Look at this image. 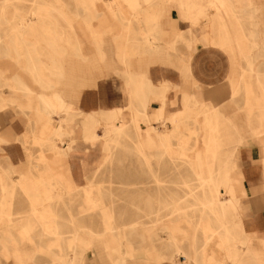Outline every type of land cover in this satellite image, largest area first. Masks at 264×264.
<instances>
[{
	"label": "rangeland",
	"instance_id": "1",
	"mask_svg": "<svg viewBox=\"0 0 264 264\" xmlns=\"http://www.w3.org/2000/svg\"><path fill=\"white\" fill-rule=\"evenodd\" d=\"M81 1L11 0L10 3L2 7L4 0H0V10H3L5 15L9 17L13 13H29L38 7L36 3H57L53 7L57 9L58 14H63L68 20H71L72 33L65 21L55 17L58 20H49L43 23L42 29L53 30L56 33V36L49 37L50 42H37L38 39L33 37L23 38L24 42L33 45L39 44L42 47L49 44L56 48L67 49L71 46H80L81 58H73L70 55L71 53H69L70 51L62 55V58L59 57V62L64 69L63 73L66 72L64 74L67 75L65 80L67 82L69 80L70 84L72 79L80 78V76L74 78V72L88 74L93 71L98 74L97 79L104 78L108 73L120 77L121 71L118 68H121V66L115 59L114 44L116 42L112 39V32L102 33V36L97 38L90 36L82 19L83 14L87 13V10H84V7L81 6ZM205 1L207 2L208 0H202V8H205V11L197 20L183 15L175 7L170 8L177 20L175 22L176 27L180 28L187 25L189 30L186 33H182L183 39L174 44L173 49L166 50V53L169 56L171 51L179 56L183 51L188 53L191 49V44H200L218 50L228 58L229 73L225 79L223 92L215 93L217 96L216 100L212 101L208 98L209 96L206 94L208 91L200 90L193 86L194 90L200 93V97L198 96L200 99L197 100L199 106L197 107L199 109L218 111L221 119L226 122L218 132L221 137L219 140L223 143L217 146L216 155L213 157L209 152H206L205 140L199 139L205 134V131L203 125H197L195 122L207 117L209 115L207 111L199 113L195 116L197 118L192 116L191 119L187 120V124L182 125L184 134L181 135H185V137L189 135L188 129L193 126L198 130L197 139L193 135H191L190 139L188 138L187 147L184 151L185 156L175 155L177 150L175 146L176 137L169 141V148L164 151L160 149L161 147L157 140H155L156 146L151 149L146 146L143 147L144 145L142 147L137 145L135 133L132 129H127V132L117 139L118 144L114 145L110 142L111 136L108 129H106L108 134L106 133L107 135L102 138L105 143V151L103 152L101 163L98 165L94 182L91 183L94 187L90 191L94 200L99 195L101 204L111 210V214L107 217L114 226H117L118 231H122L123 235L127 236L129 233L128 227H133V232L127 237L133 249L132 255L126 257L124 261L134 257L137 251L144 252L145 257L151 261L153 253L158 256L159 253L170 252L171 258L179 255L187 257L189 255L187 250L200 248L202 245H205V248L206 246L215 245V242L205 235L206 231L204 233L203 229L195 228L199 213L186 212L184 214H176L174 211L175 201L178 199L180 201L183 199L187 202L191 201L192 199L184 196L185 193L190 189L197 190L196 188H186L184 186H192L198 183V180L195 179L196 168L192 163L195 152L200 154L203 163H214L213 168L218 169L219 173L217 183H224L220 181H223L224 176L229 173H238V167L229 165L234 149L240 153L244 148L253 147L258 150L259 157L262 155L260 146L256 144V140L247 129L248 126L256 127L258 122L251 120L249 124L246 123V115L244 113V94L246 90L240 80L243 78L247 82L250 81L249 87L257 94L258 86L254 82L255 76L259 77L264 84V0H221L224 3V8L218 10L217 16L208 10L206 11L205 5L207 3ZM106 2L107 0L94 1V6L89 10V12L95 14V17L90 19V27L92 30L109 29V31L116 32L120 30L119 19H113L108 14ZM120 8L124 14H128L129 8L126 4L122 3ZM44 11L52 12L49 7ZM123 25L126 24L124 23ZM13 27V22H0L1 43L8 41L5 35H9V31ZM159 27L164 36L158 43L163 46L170 39L167 30L173 26L168 24L166 17H162ZM147 28L143 21L130 23V30L133 36L128 39V44L138 46L139 49L135 54L127 56V60L131 59L139 64L147 61L152 62L155 53L156 57H162L160 60L161 65H168V62L163 59L165 54L162 48L158 50L160 53L158 51L153 53L152 51L143 50V33L148 30ZM194 34L201 35V37L199 36L195 40L191 36ZM1 43L0 97L7 99L14 95L16 88L20 87L18 81L23 84L25 82L26 85H29L35 91L43 88L32 80L33 75L31 73L21 67L22 59H17L13 52L10 55L3 52ZM18 43L23 44L21 40H18ZM124 45H127V43H124ZM97 47L101 49L103 55L104 53L106 54L102 61H95L93 53ZM47 56V53H43L41 60L46 63L49 62ZM57 56L59 55L57 54ZM44 76L54 80V82L55 77L65 78L52 74H44ZM233 80L237 82L235 85L232 83ZM63 84L69 85L68 83ZM233 85L236 87L234 95H232ZM192 101L193 99L188 102ZM13 106L14 104L6 103L0 109V133L5 132V130L9 131L12 126ZM261 124H264V121ZM152 127L162 132L170 130L172 125L168 117H166L162 123L155 124ZM122 128V130H126L125 126ZM149 136L152 137L151 134L148 135L145 131L141 132V141L145 144ZM262 138L264 139V135H262ZM143 139L145 140L143 141ZM4 147L5 142L0 141V184L8 181L10 175ZM205 169L204 164L201 167L203 174H206L207 170ZM4 171L8 172V180L4 176L6 174ZM10 172L12 180V169ZM7 191L8 189L0 188V241L7 240L5 246L9 252V257L4 258L0 255V264H61L60 261L55 260L54 255L63 256L66 263L84 264L87 256L96 257L103 264L113 263V258L107 255L104 246L96 242V234L93 236L95 232L102 234L104 231L103 214L96 209L90 208L92 203L84 195L83 188H68L66 189V191H69L68 194L61 198L52 199L50 203L51 211L44 221L52 220L54 222L55 230L59 232V235L55 237L45 236L46 230L38 226L35 227L34 224L30 226L33 227L31 230L25 229L30 220H36V217L34 218L29 213L30 203L28 198L17 187L10 196H8ZM221 192L223 194L222 198L228 197V194H225L223 189H221ZM172 211L173 213H171ZM238 213H240V210L229 214L227 216V224L230 228L229 237L232 238L235 245H241L243 249L256 243V241L247 236H242L239 232ZM172 221L179 223L182 228H186L181 229L182 231L178 235L181 238L179 241H176L175 238L174 240L168 239L164 224L167 225ZM8 224H10L9 227L7 226ZM149 229H151L153 236H150ZM25 232L31 234L35 241L34 245L18 241L17 238L21 237L19 234ZM74 233L76 236H74ZM239 234L240 237L238 238ZM51 238H57V243L54 246H49L48 244ZM72 238L74 243L69 246L68 241ZM12 239H17L18 242H14ZM168 244L173 245L176 251ZM232 244L230 243L229 245L231 246ZM16 253L22 256L30 254L34 257L17 261L12 256ZM259 264H264V262Z\"/></svg>",
	"mask_w": 264,
	"mask_h": 264
},
{
	"label": "crops",
	"instance_id": "2",
	"mask_svg": "<svg viewBox=\"0 0 264 264\" xmlns=\"http://www.w3.org/2000/svg\"><path fill=\"white\" fill-rule=\"evenodd\" d=\"M201 4V0H168L164 5L154 2L141 13L139 22L143 21L148 27L143 33V50L154 53L162 48L165 54L163 59L168 65H161L162 57H156L155 53L152 62L139 64L131 59L127 60V56L135 54L139 49L138 46L128 44V39L133 36L130 30L125 41L121 40L122 38L118 39L119 44L125 48V52H122L124 63L118 68L121 71L120 77L108 73L104 78L97 79L98 74L93 71L88 74L74 72L73 77L80 76V78L72 79L70 84L69 80L68 82L65 80L67 75L64 72L60 75L65 77L64 79L51 88L44 87L38 91L24 82V85L32 90L29 100L16 88L12 95L14 106L10 132L5 130L0 133L1 141L5 142L4 153L10 175L12 169V180L9 175L7 181L9 189H12V183L22 181L31 182L41 188H49L48 183L55 182L61 183V188L66 189L93 188L91 183L94 182L105 151L102 138L107 135V125L116 126L121 123L122 127H126L124 132H127V129L133 130V117L136 113L142 114L144 111L148 117H152L157 110H161L162 116L166 118L184 111L185 118L178 119L174 126L170 122L172 128L168 130L184 134L182 125L187 124V120L191 119V117L187 119L186 114L190 115L194 101L199 105L197 100L200 99L198 98L200 93L196 92L193 86L208 91L206 93L208 98L214 101L217 98L215 93L223 92L225 79L229 73L226 55L207 46L191 44L189 52L183 51L179 56L171 51L169 56L166 53V50L173 49L174 44L183 39L181 34L189 30L187 25L176 27L177 20L170 8L175 7L183 15L194 20L202 12ZM162 17H166L168 24L173 26L167 30L170 39L163 46L158 43L164 36L159 27ZM105 32L109 33V29ZM191 36L195 40L201 37L197 34ZM150 43L152 50L148 46ZM93 55L96 61L95 52ZM104 55L106 56L105 53ZM53 92L58 94L68 110L64 112L61 109H54L49 114L50 123L47 126L46 121L39 120L40 116L35 111L38 106L37 103L34 104L36 102L34 97L41 93L49 99ZM191 99L193 101L188 102ZM138 116L136 124L141 133L146 125L141 116ZM162 122L163 120H159L152 123V126ZM195 123L203 125V119ZM57 127H59V135L53 132ZM168 131L158 132L164 135V132ZM260 159L258 150L247 147L240 153L234 149L232 159L229 161V165L238 167V173H229V175L236 178L230 183L236 190L240 208L239 222L245 229L244 236L252 238L256 243L243 249L241 245L234 243L231 246L215 244L206 248L202 245L200 248L187 250L189 252L187 257L179 255L171 258L170 252L159 253L158 256L153 253L151 261L145 257L144 252L137 251V254L124 261V264L263 263V260H257L256 256L251 255L262 252L260 241L264 239V178ZM168 245L174 249L173 245ZM84 264H103V262L96 257L87 256Z\"/></svg>",
	"mask_w": 264,
	"mask_h": 264
},
{
	"label": "bare ground",
	"instance_id": "3",
	"mask_svg": "<svg viewBox=\"0 0 264 264\" xmlns=\"http://www.w3.org/2000/svg\"><path fill=\"white\" fill-rule=\"evenodd\" d=\"M19 1V0H16ZM95 0H82L81 6L84 7V10H87L85 14H83V23L85 24V27L87 31L89 32L90 36H93L95 38L101 37L102 33H105L106 30H92L90 27V19L95 17V14L93 12H89L94 6ZM168 2V0H107L106 4V10L108 14L113 19H119V27L120 32L117 33L113 32L112 30L109 32H113L112 39L116 42L114 44V55L117 63L121 66L124 62L122 60V52H125V48L119 44L118 39L122 38L121 40H126V37L129 36L130 33V23L135 21L139 22L140 15L142 12H145L148 7L153 5L154 2H158L162 5H164ZM202 1V0H201ZM11 0H4L2 7H4L7 3H10ZM206 2V1H205ZM124 3L128 6V14H124L121 11L120 5ZM205 5L206 11H210L213 15L218 14V10L220 8H224L221 0H208ZM57 3H36L38 6L34 10H31L29 13L26 14H18L13 13L9 17L5 15L3 10H0V22H13L14 27L9 31V35H5L8 38L7 42L0 43L3 45V52L7 55L12 54V52L15 54L17 59H22L21 67L25 70H27L29 73L33 75L32 80L36 83L41 85V87H47L51 88L55 83H58L60 78L55 77L54 80H51L48 77H45L44 74H52V75H61L63 74V67L59 62V57L62 58V55L68 53H71L70 55L75 56L77 58H81L80 54V46H71L70 48H62V47H54L53 45L46 44L45 47L40 46L39 44L33 45L28 44V42H24L23 38L25 37H33L38 39L37 42H50L51 36H56L55 31H50L49 29H42L43 23L45 21L49 20H63L67 23V27L69 28L70 32L72 33V26L70 24L71 20H68L63 14H58L57 9L53 7ZM202 5V4H201ZM47 7H49L52 12H47L44 10H47ZM205 9V8H204ZM204 9H202V12L198 16L194 18V20H197L200 15H203ZM53 14V15H52ZM210 14V13H209ZM57 17L58 19H56ZM126 25H123V24ZM42 30V31H41ZM43 32V33H42ZM1 37V36H0ZM47 39L46 41H44ZM1 40V38H0ZM18 40H21L23 44H19ZM154 40V38H152ZM20 42V41H19ZM121 42V41H120ZM13 44V48H12ZM19 44V45H18ZM149 48L152 50V43L148 44ZM43 53L48 54V60L49 62H44L41 60V55ZM57 54L59 56H57ZM95 55L97 61H102L104 59L103 52L99 47L95 49ZM250 71H252L250 69ZM46 72V73H45ZM53 79V78H52ZM59 79V80H58ZM56 80H58L56 82ZM240 82L244 84L245 86V94H244V113L246 115V123L249 124L251 120H254L258 122V124L255 126H248L247 129L249 132H251V135L256 140V144L260 146L261 148V159L259 160V163L262 165V177L264 178V139L262 138V135H264V124H261L264 121V84L261 82L259 77L255 76V84L258 86V94L254 93L253 89H251L250 81L247 82L243 78H241ZM232 83L235 85L237 83L235 80L232 81ZM18 84L20 87L17 89L21 91L24 96L29 100L32 96V90L27 88L23 83L18 81ZM233 85L232 88V95H234V91H236V87ZM34 104L37 103L35 111L38 113L39 120L40 121H46L45 124L48 126V123H50L49 114L54 111V109H61L62 111H67L68 107L65 106V104L62 102L60 97L56 92H53L51 94V97L47 99L44 97L43 94L39 93L35 95ZM6 103L12 104V96L8 97L7 99H2L0 97V109L5 106ZM196 105V102L194 101V108L190 112V115L186 114V118L189 117L192 118L197 116L199 113H205V110L199 109ZM209 112V115L205 118H203V127L205 134L202 135L199 139H204V144L207 147L206 152H209L213 157L216 155V148L217 146L221 145L223 142L219 140L221 137L219 136L218 132L222 129V125H225V121L221 119L220 113L218 111L212 110L207 111ZM116 113H114L115 115ZM184 111L180 112L179 114L171 115L168 117L169 121L175 125L176 121L178 119L185 118L184 117ZM138 115L142 117L144 122L146 123L145 133L151 134L147 138V141L145 144L141 141V133L139 132V129L137 128L136 121L138 120ZM212 116V117H210ZM181 117V118H180ZM197 118V117H195ZM165 119L162 116V111L157 110L152 117H148L144 111L142 114H135L133 117V130L135 133L136 143L137 145L148 148H153L156 146L155 140L158 141V144L160 145V149L166 150L169 148L170 140L176 137L177 141L175 143L176 146V152L175 155L178 156H185V149L187 147V140L188 138H191V135H193L194 138L197 139V133L198 130L196 127H192L191 129H188V136L185 137L182 136L177 131L171 130L168 132H164V135L159 133L154 127H152L151 121L158 122L159 120ZM212 119V120H211ZM118 120V119H117ZM211 120V121H210ZM110 122V121H109ZM43 128V127H42ZM108 132L110 133V142L114 145L118 144V138H120L123 134H125L124 130H122V125L119 123L116 126L113 125H107ZM107 131V130H106ZM143 131V132H144ZM55 135H59V127L55 128L54 131ZM108 132H106L108 134ZM176 132V133H175ZM154 134V135H153ZM145 139H143L144 141ZM186 140V141H185ZM1 141V140H0ZM220 141V142H219ZM2 142V141H1ZM238 142V141H237ZM197 143V142H195ZM218 149V148H217ZM27 163V162H26ZM192 163L194 164L196 168L195 173V179L198 180L197 184H194L192 186L190 185H184L186 188L192 187L196 188L197 190H188L187 193H185L186 198L192 199L191 201H186L185 199L181 200L178 199L175 201V212L176 214H184L186 212H197L199 213L198 222L195 225V228H200L204 230V233L206 231V234L210 240L214 241L216 245L218 246H228L230 243H233L232 238L229 237L230 235V228L227 224V216L229 214L234 213L236 210L240 209L238 207V199L236 197V190L232 188V184L230 181L235 180L236 178L233 176H230L229 174L224 176V180L220 182L224 183H217L219 178L218 169H214L213 162L209 163H203L201 161L200 154L195 152V157L192 159ZM25 164V163H24ZM205 164V167L207 170L206 174L202 172L201 167ZM6 174L4 176L7 177L8 180V172L4 171ZM229 181V182H228ZM49 188L42 189L41 187L32 184L31 182H18V183H12V189H9L7 181L4 182V184H0V188L8 189V196L12 195L13 191H15V188L17 187L27 198L30 203V214L34 216L36 219L35 221L30 220V223H28L25 226V229L31 230L33 227H30L31 225H35L43 228L46 230L45 236L47 237H55L59 235V232L55 230V224L51 221H44L47 219L48 214L50 213V203L52 199L61 198L62 196L69 193V191H66V188H61L62 184L59 182H55L54 184L48 183ZM221 187L223 188V191L225 194H228L227 198H222L223 194L221 192ZM264 190V189H263ZM84 195L92 203L90 205L91 209H96L100 213L103 214V226L104 231L102 234H97L96 232L93 233V236H95L96 242L101 243L104 246L105 252H107V255L110 258H113L112 264H123L126 257L132 255V247L130 242L128 241L127 237L133 232V227H128L129 233L128 235H123L122 231L117 230V226H114L107 216L111 214V210L108 207H105L101 204L100 197L98 195L97 199L94 200V198L91 196L90 189H84ZM89 209V208H88ZM90 209V210H91ZM2 210V208H1ZM173 213V211L171 212ZM8 227L10 224L7 225ZM125 226V225H124ZM165 230L168 236V239L179 241L181 238L178 236L182 228L179 223L171 222L167 225L164 224ZM151 227V226H150ZM152 229V228H151ZM151 229H149L150 236H153ZM238 230L244 235V227L239 223ZM21 237L17 238L18 241L27 243L29 245H34L35 241L32 238L31 234H27V232L23 234H19ZM23 236L25 237L23 239ZM74 236L76 234L74 233ZM216 238V239H214ZM17 239H12L14 242H18ZM237 240V239H236ZM6 241H0V255L4 258L9 257V252L6 249ZM236 242V241H234ZM241 242V240H240ZM57 243V238H51L49 241V246H54ZM74 243L73 238L68 241V245L71 246ZM262 252L260 254H251L253 256L257 257V260H263L264 261V239L260 241ZM123 247V248H122ZM122 248V249H121ZM14 254L12 255L15 260L21 261L23 259H32L34 256L30 254H26L25 256H22L20 254ZM55 260L60 261L61 264H74V263H66L65 259L61 255H54Z\"/></svg>",
	"mask_w": 264,
	"mask_h": 264
}]
</instances>
